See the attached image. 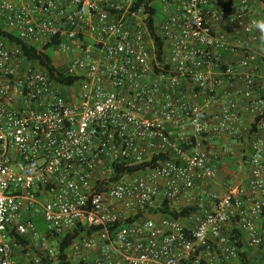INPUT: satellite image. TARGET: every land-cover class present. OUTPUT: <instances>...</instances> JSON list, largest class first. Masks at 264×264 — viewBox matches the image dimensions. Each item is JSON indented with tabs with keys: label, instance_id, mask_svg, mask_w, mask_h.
Returning a JSON list of instances; mask_svg holds the SVG:
<instances>
[{
	"label": "built area",
	"instance_id": "1",
	"mask_svg": "<svg viewBox=\"0 0 264 264\" xmlns=\"http://www.w3.org/2000/svg\"><path fill=\"white\" fill-rule=\"evenodd\" d=\"M262 12L0 0V264H264Z\"/></svg>",
	"mask_w": 264,
	"mask_h": 264
},
{
	"label": "trees",
	"instance_id": "2",
	"mask_svg": "<svg viewBox=\"0 0 264 264\" xmlns=\"http://www.w3.org/2000/svg\"><path fill=\"white\" fill-rule=\"evenodd\" d=\"M141 1H143V0H141ZM151 1L152 0H149V3ZM260 3H264V0H257V4H260ZM152 10L154 13H158V7H157L156 3H153ZM262 13L263 14L259 20H264V12H262ZM152 22H154V19L150 20V23H152ZM0 34L2 36H4L8 41L12 42L13 44H15L17 46H21L23 48L24 53L29 58H31L32 60H39L41 63H43L47 67V71L49 73V76L52 79H55L57 82H61V83H63V82L69 83L72 81L70 78L66 77L64 74H62L61 72L54 69V67H52V57L50 56V54L38 55L36 48H32V47L30 48V47H27L26 45H24L20 41V39L18 38L17 34H14V33L8 34V33H3L2 31H0ZM263 37H264V35H263ZM155 40H156V46L158 48V54H160L162 52V46H163L162 39L160 38V36L155 35ZM263 47H264V43H263ZM257 61H258V64L261 65V67H262L261 70L264 73V57L259 56ZM174 216L177 217L178 214H174ZM35 224H36L38 230L43 231L42 222L40 223V221L35 220ZM70 238H72V237H68L67 242ZM63 248H64V246L60 247V252H61L60 255L61 256H62ZM58 264H66V263L60 262Z\"/></svg>",
	"mask_w": 264,
	"mask_h": 264
},
{
	"label": "rangeland",
	"instance_id": "3",
	"mask_svg": "<svg viewBox=\"0 0 264 264\" xmlns=\"http://www.w3.org/2000/svg\"><path fill=\"white\" fill-rule=\"evenodd\" d=\"M232 149H234V147L229 149V150H232ZM225 163L229 165V171L230 172H235V173H237V175H238L239 170L242 169L240 166H238V164L236 163V161H234L233 158H226ZM240 174L242 175L243 173H240ZM232 175H235V174H232Z\"/></svg>",
	"mask_w": 264,
	"mask_h": 264
},
{
	"label": "clouds",
	"instance_id": "4",
	"mask_svg": "<svg viewBox=\"0 0 264 264\" xmlns=\"http://www.w3.org/2000/svg\"><path fill=\"white\" fill-rule=\"evenodd\" d=\"M252 24L262 35H264V20H254Z\"/></svg>",
	"mask_w": 264,
	"mask_h": 264
},
{
	"label": "crops",
	"instance_id": "5",
	"mask_svg": "<svg viewBox=\"0 0 264 264\" xmlns=\"http://www.w3.org/2000/svg\"><path fill=\"white\" fill-rule=\"evenodd\" d=\"M242 168V167H241ZM241 171H244L243 168L241 169Z\"/></svg>",
	"mask_w": 264,
	"mask_h": 264
}]
</instances>
